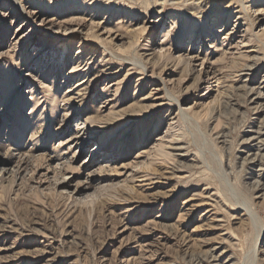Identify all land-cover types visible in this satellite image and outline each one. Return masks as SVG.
<instances>
[{"label": "rangeland", "instance_id": "374dc122", "mask_svg": "<svg viewBox=\"0 0 264 264\" xmlns=\"http://www.w3.org/2000/svg\"><path fill=\"white\" fill-rule=\"evenodd\" d=\"M21 1L0 264H264V0Z\"/></svg>", "mask_w": 264, "mask_h": 264}, {"label": "bare ground", "instance_id": "6f19581e", "mask_svg": "<svg viewBox=\"0 0 264 264\" xmlns=\"http://www.w3.org/2000/svg\"><path fill=\"white\" fill-rule=\"evenodd\" d=\"M12 1H17V0H12ZM243 5V4H242ZM245 6V5H244ZM19 9L21 10V12L22 13H24V14H27V15H29L31 12H29L27 9H26V7H25V5L22 3V1L21 0H19ZM246 7V6H245ZM43 19H44V17H43ZM30 35H28V37H29ZM23 38L24 37H22V38H19L18 39V46L19 45H21V42H22V40H23ZM246 44H242L241 46H245ZM143 70L144 71H146L147 70V67L146 66H144L143 67ZM167 93H168V95L172 98V99H174L175 100V97H173L172 96V94H171V92L167 89ZM76 133V132H75ZM72 136H73V134H72ZM80 141V140H79ZM249 209H250V211H251V213H252V215L254 216V214H253V209L252 208H250L249 206H247ZM260 237V236H259ZM256 250V249H255Z\"/></svg>", "mask_w": 264, "mask_h": 264}]
</instances>
